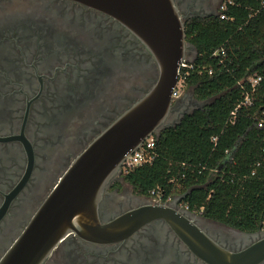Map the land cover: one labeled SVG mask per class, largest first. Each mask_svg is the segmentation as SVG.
I'll use <instances>...</instances> for the list:
<instances>
[{"label":"flooded vegetation","instance_id":"flooded-vegetation-1","mask_svg":"<svg viewBox=\"0 0 264 264\" xmlns=\"http://www.w3.org/2000/svg\"><path fill=\"white\" fill-rule=\"evenodd\" d=\"M221 1L174 3L186 19L217 13ZM158 76L145 45L99 10L73 0H0V259L74 158ZM198 102L192 92L173 99L161 130L198 108ZM125 175L119 168L102 192V222L147 203L162 204L231 251L264 236V227L245 231L186 210L177 195L156 201L140 194ZM42 264L208 263L165 220L155 219L108 244L70 233Z\"/></svg>","mask_w":264,"mask_h":264},{"label":"trees","instance_id":"trees-1","mask_svg":"<svg viewBox=\"0 0 264 264\" xmlns=\"http://www.w3.org/2000/svg\"><path fill=\"white\" fill-rule=\"evenodd\" d=\"M221 12L184 21L196 54L179 78L204 104L155 135L152 161L125 178L140 194L177 195L189 211L254 231L264 227V0Z\"/></svg>","mask_w":264,"mask_h":264},{"label":"water","instance_id":"water-1","mask_svg":"<svg viewBox=\"0 0 264 264\" xmlns=\"http://www.w3.org/2000/svg\"><path fill=\"white\" fill-rule=\"evenodd\" d=\"M73 1L107 14L129 29L153 55L159 76L142 98L74 158L1 257L0 264H42L70 233L108 244L127 238L155 219L165 220L187 247L208 264L262 263L264 236L239 251H231L170 206L147 203L109 221L100 220L98 209L105 186L127 155L148 137L159 134L173 104L171 94L180 64L192 62L196 50L186 41L185 19L174 0ZM188 48H192V57L187 56Z\"/></svg>","mask_w":264,"mask_h":264},{"label":"built area","instance_id":"built-area-1","mask_svg":"<svg viewBox=\"0 0 264 264\" xmlns=\"http://www.w3.org/2000/svg\"><path fill=\"white\" fill-rule=\"evenodd\" d=\"M232 2H233V0H222L221 1L219 8H218V12H217V14L221 18L224 17V14L221 11L224 10L225 7L228 4H231ZM214 54H216V52ZM180 65H181L180 66V69H181L182 67H187L189 65V62L183 61ZM258 80H259V78L251 79L252 85H254ZM183 85H184L183 77L182 78L178 77V81L172 90V94H171L172 99H175L179 96V90ZM259 125H261V124H259ZM154 143H155V135H152V136L148 137L147 139H145L138 146V148H136L131 154L126 156V158L122 162L120 168L123 169L124 172L128 173L130 170L134 169L136 166H138L140 164L150 163L154 157L153 152H152V149L154 147ZM151 194H152L151 197L154 200H156V201L163 200L162 196L159 193L152 191ZM170 199H171V197L167 198V200H170ZM182 207L184 209L188 210V207L186 205L182 204Z\"/></svg>","mask_w":264,"mask_h":264},{"label":"rangeland","instance_id":"rangeland-1","mask_svg":"<svg viewBox=\"0 0 264 264\" xmlns=\"http://www.w3.org/2000/svg\"><path fill=\"white\" fill-rule=\"evenodd\" d=\"M187 56L191 57L190 50L187 53ZM191 92H192V87L184 84L179 90V97H181L182 95L189 94ZM198 104L201 106V105H203V102H198Z\"/></svg>","mask_w":264,"mask_h":264}]
</instances>
